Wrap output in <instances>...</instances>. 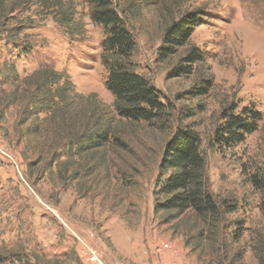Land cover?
Listing matches in <instances>:
<instances>
[{
    "label": "rangeland",
    "instance_id": "obj_1",
    "mask_svg": "<svg viewBox=\"0 0 264 264\" xmlns=\"http://www.w3.org/2000/svg\"><path fill=\"white\" fill-rule=\"evenodd\" d=\"M28 1L12 0L23 8ZM121 4L130 13L141 9L126 23L136 45L134 69L158 92L166 115L149 124L112 119L108 144L81 159L61 156L50 167L49 155L37 159L17 143L20 107L9 108L0 122V264H264L263 193L251 182L264 181V0ZM63 9L71 15L65 25L34 6L0 21L1 69L7 52L16 56L23 26L19 39L33 43L34 53L13 57L21 77L22 70L51 65L67 74L77 93L94 94L111 108L99 60L103 29L91 22L85 0ZM188 14L197 15L199 26L174 57L157 62L165 29ZM192 49L200 56L192 73L172 77ZM0 90L5 95L13 89ZM230 107H254L263 118L242 145L217 150L213 133ZM183 127L199 136L210 190L238 206L228 217L224 243L221 234L214 245L199 238L187 218L166 222L165 214L154 213L159 163L166 143Z\"/></svg>",
    "mask_w": 264,
    "mask_h": 264
},
{
    "label": "trees",
    "instance_id": "obj_2",
    "mask_svg": "<svg viewBox=\"0 0 264 264\" xmlns=\"http://www.w3.org/2000/svg\"><path fill=\"white\" fill-rule=\"evenodd\" d=\"M85 2L91 22L102 27L104 33L99 60L106 73L104 86L113 97L111 108L102 104L94 94L84 96L77 93L67 74L56 71L51 65L40 66L29 74L22 70L21 77L12 62L13 57L27 58L34 53L33 43H28L25 37L19 39L23 26L18 29L17 41L20 43L14 46L16 56L7 52L4 70L0 66V85L13 89L9 94L0 95V122L4 121L9 108L20 107L16 141L27 153H34L37 159L49 155L50 167L61 156L65 155L69 160L81 159L108 144L113 134L112 119L149 124L166 115L167 111L155 88L134 69L132 58L136 45L126 23L140 17V7L131 8L130 13L122 6L121 0ZM72 4L73 0H30L23 8L22 4H14L12 0H0V21L12 20L9 15L15 11L22 13L34 6L65 25L70 23L71 15H66L63 7L71 10ZM198 26L196 14L183 16L169 25L156 51V61L161 63L174 57ZM180 60L171 73L172 77L191 74V66L200 61V56L192 49ZM0 93L5 92L0 90ZM189 94L205 95V92ZM1 97L4 98L1 100ZM262 118L254 107H244L238 112L233 107L223 109L220 124L213 133V147L230 150L242 145L258 130ZM251 182L263 193L260 210L264 216V181L253 178ZM154 195V213L165 214L164 221L187 218L197 236L208 240L211 245L217 244L220 234L222 243L229 237L228 217L237 213L238 206L231 201H220L210 190L201 141L193 129H177L166 143Z\"/></svg>",
    "mask_w": 264,
    "mask_h": 264
},
{
    "label": "built area",
    "instance_id": "obj_3",
    "mask_svg": "<svg viewBox=\"0 0 264 264\" xmlns=\"http://www.w3.org/2000/svg\"><path fill=\"white\" fill-rule=\"evenodd\" d=\"M165 248H167V246H165ZM90 259H91V261H97V258L94 256V255H92L91 257H90ZM98 262V261H97Z\"/></svg>",
    "mask_w": 264,
    "mask_h": 264
}]
</instances>
